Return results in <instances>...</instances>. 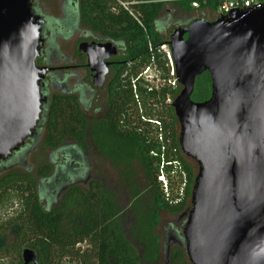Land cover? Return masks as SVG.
I'll return each mask as SVG.
<instances>
[{
    "label": "trees",
    "instance_id": "trees-1",
    "mask_svg": "<svg viewBox=\"0 0 264 264\" xmlns=\"http://www.w3.org/2000/svg\"><path fill=\"white\" fill-rule=\"evenodd\" d=\"M138 1L144 3L130 8L141 26L120 9L117 0H79L81 23L85 27L126 40L128 77L124 83H119L112 95L110 115L98 124H88L73 101L64 102L54 95L39 143V152L42 153L59 150L65 153L77 149L80 161L91 147L95 148L110 164L123 165L131 179L135 178L132 163L137 162L143 181L140 186L130 183L129 216L121 223V211L114 195L94 179L89 180L86 187L71 185L61 195L58 205L51 211L45 208L42 202L50 198L47 185L55 178L57 169L64 174L65 185L72 184L74 179L84 182L89 176L85 174L88 169L83 163L77 175L67 172L69 163H76L77 158L69 152L61 156H64V163L62 159L53 173L52 163L55 161L52 159L50 163L39 162L30 173V166L24 164L27 157L23 152L32 147H22L13 153L17 166L22 169L0 173V210L3 207L12 210L11 217L0 222V243H3L6 232L12 237L5 247L0 248L1 259L14 254L18 258L17 264H21V251L27 248L34 252L38 264H60L64 258L69 262L78 261V264H190L180 228L168 224L161 226L163 235L156 232L161 225L160 212L177 216L189 207L198 168L193 160L195 166L187 162L190 159L181 152L176 119L171 106L165 104L167 98L174 99L177 90H171L170 86L148 90L134 83L135 90L131 80L142 68L152 66L160 72V78H167V61L156 52L161 41L153 30L162 6L160 1H171L185 11H191V0ZM217 4V0H207L205 4L200 3L199 8L215 9ZM112 7L117 13L110 12ZM148 43L152 46L151 52ZM135 93L141 98L142 118L131 112L136 106ZM208 95L209 78L201 75L195 81L192 100H206ZM155 109L157 112L153 113ZM152 118L161 124L158 127L160 139L154 136L149 121ZM70 142L72 144L68 146ZM161 176L165 190L162 181L158 180ZM127 222H131L127 233L138 247L133 246L126 236ZM168 234L175 238L177 245L170 248L169 258L165 260ZM82 245L88 248L80 252ZM160 259L162 263H159Z\"/></svg>",
    "mask_w": 264,
    "mask_h": 264
},
{
    "label": "water",
    "instance_id": "water-1",
    "mask_svg": "<svg viewBox=\"0 0 264 264\" xmlns=\"http://www.w3.org/2000/svg\"><path fill=\"white\" fill-rule=\"evenodd\" d=\"M42 23L30 0H0V162L34 140L41 121L49 70L36 65ZM168 44L182 86L171 104L178 143L198 166L190 205L172 220L183 225L185 255L190 264H264V6L193 22ZM102 48L114 53L110 44ZM81 49L91 67L90 47ZM204 71L210 97L193 103L195 78ZM167 242L165 260L177 245L171 234ZM21 262L38 264L27 248Z\"/></svg>",
    "mask_w": 264,
    "mask_h": 264
},
{
    "label": "flooded vegetation",
    "instance_id": "flooded-vegetation-1",
    "mask_svg": "<svg viewBox=\"0 0 264 264\" xmlns=\"http://www.w3.org/2000/svg\"><path fill=\"white\" fill-rule=\"evenodd\" d=\"M117 1L121 2L120 0ZM126 1L128 2L123 3L128 4V10L131 12V15H128L136 20V23L141 26L140 21L136 19L133 14L134 12L132 8H130V6L143 4L144 2L138 0ZM30 2L35 13L43 20V46L41 55L36 61V65L38 67H47L49 70L46 72L41 85V94L42 96L46 97V102L42 107L41 121L39 123V127L36 129L37 134L35 135L34 140H27L25 142V145L23 146L32 147V149L23 152L27 158L30 157L32 153L41 154V157L45 154L39 152V149L35 148L37 146L35 144L37 143L36 140H39L41 138V131H43L42 126L46 122L49 104L54 95H58L63 99L64 102L73 101L77 109L80 111V116L84 118L88 124H98L110 115L112 108V95L119 83H124L128 77V66L127 69L125 68L128 56V45L126 40L123 37L115 38L110 34H100L91 30L90 28L85 27L81 23L79 0H60L56 7V10L58 12L57 16L48 15L50 8L46 7L45 3L41 2V0H30ZM160 2H162V6L154 21L153 30L158 35L159 40L161 41L160 45H165L169 53L170 46L168 43L170 42L173 34L176 31L185 30L193 22L196 21L213 22L219 19L215 15L213 17L209 16L210 12H207L202 8L185 11L178 5L173 4V2L171 1ZM168 3H172L171 6H169ZM120 9L122 11H125L121 7ZM116 11L117 10L115 8H110L111 13H117ZM54 26L61 30L60 35L59 33H57L58 38L61 42H73L72 51L70 54L57 52L54 44L51 45L50 38L53 37V29H56L54 28ZM187 37L188 34L184 33L182 35L183 41H186ZM106 44H110L113 47L114 53L112 55L108 54V48H102V46ZM83 45L89 46L92 51L94 63L91 67H89L88 65L87 54L81 49V46L83 47ZM159 46L156 47V52ZM172 68L174 70L173 63ZM144 69L145 68H142L136 74V77L134 79L130 78L132 79L131 83L133 89H135L134 83L139 84L143 88L146 87L148 90H151V87L154 86L153 84L145 81L144 77H142ZM99 75H101V79H99ZM201 75H207L209 78V98L211 93V81L209 73L207 71H204L195 78V81ZM170 88L171 90H177V95L174 97V99L182 90V86L177 82L173 87ZM153 89L155 88L153 87ZM134 100L136 102V106L131 109V112H133V114L135 113L136 115L139 114L141 117L142 105L140 102L141 98L138 93H135ZM173 100L171 101L169 98H167L165 104H169L171 106ZM190 100L193 103H202L206 101H193L192 94L190 96ZM152 112L156 113L155 110ZM172 112L175 117L173 108ZM175 119L178 127V139L179 124L176 117ZM149 121L151 124V128L154 129V136H158V127H161L160 122L155 118H152V120ZM71 144L72 142H70L68 146H70ZM91 149L97 153L95 148L91 147ZM76 150L77 149H72L71 151H69L72 157L76 156ZM69 152L67 151L65 153ZM65 153L60 152V150L48 152V160L46 163H50L51 159L55 161V164L52 163V173L56 170V165L62 163L61 156ZM55 155H57L56 158L54 157ZM85 157L86 156H84V163L86 165L87 158ZM75 162L76 163L74 171L72 168L67 167V172L72 171L75 175H77L76 173H79L80 171L78 170L81 169V162L79 158H76ZM0 166L2 167L0 172H4L7 170L10 171L14 168L17 169L18 167L17 161H15L13 156L6 161H1ZM85 168L88 169L89 167L85 166ZM34 170L35 167L31 165L30 173H33ZM57 171L58 172L56 173V176L52 181L53 184L52 182H50V184L47 185L46 190L50 194V198L42 202L43 206L45 208L47 207L50 211L56 205H58L61 195L65 191H67L71 185H80L86 187L89 183L82 182L80 179H74L75 181L72 184L65 185L63 183L64 174L59 169H57ZM88 177L90 180L94 179L98 181L95 177H93V175Z\"/></svg>",
    "mask_w": 264,
    "mask_h": 264
},
{
    "label": "rangeland",
    "instance_id": "rangeland-1",
    "mask_svg": "<svg viewBox=\"0 0 264 264\" xmlns=\"http://www.w3.org/2000/svg\"><path fill=\"white\" fill-rule=\"evenodd\" d=\"M60 0H41V2L45 3L46 7H49V13L48 15L51 16H57V5L58 2ZM172 3H168L169 6H171ZM209 16L213 17L214 13L209 14ZM53 29V37L50 38L51 40V45L54 44V47L56 49L57 52H64L66 54H70L72 51V43L73 42H69V43H63L59 40L58 38V34L60 35L61 30L58 29L56 26H54ZM153 76L152 72H148L147 76ZM155 112H157V110L155 109ZM40 141L41 138L39 139V141L35 144L37 145L35 148L39 149L40 147ZM78 158V155H76ZM86 166L89 167L87 170V173L85 172L86 175L91 176V174L93 175V177H95L99 182H101L105 187H107L110 192L114 195L115 197V202L118 206V209L121 211V214L119 216L121 223H124L127 219V217L129 216V213L127 210L130 202H131V193H130V188L131 185L130 183H134L137 184V186L141 185L142 181H143V176H142V172H141V168L138 165L137 162H133L132 163V170L135 172V178L131 179L130 177L128 178L126 175V168L122 165H112L109 162H107L106 160L102 159L95 151H93L92 149L89 150V152L86 153ZM63 159V163H64V156L61 157V160ZM48 160V152H46L44 155L41 154H35L32 153V155L28 158L25 159L24 164L27 167H31V165H33L35 167V165H37L39 162H47ZM187 160V159H186ZM81 164L84 163L83 161H80ZM187 162H189L192 166H195L194 163L192 162V160H187ZM69 168H75V163L71 162L69 163ZM17 169H22L17 167ZM1 173V172H0ZM3 173V172H2ZM89 177H85L84 182H89ZM159 180V179H158ZM165 180V179H164ZM133 185V186H134ZM162 187L165 190L164 186H165V181L164 183H162ZM142 188V186H141ZM14 209V208H13ZM12 215V210L10 209V207H3L0 210V222L5 221L6 218L11 217ZM177 216H171V215H166L162 212L159 213V221L161 225H158V227L156 228V232L160 235H163L162 233V227L164 225H168L171 224L174 228H177L180 230H182L183 225L181 223H179V225H175L173 224L172 220H174ZM131 223V222H129ZM129 223H125V229H126V236L128 238V240H130L131 244L135 247H138V245L136 243L133 242L131 236L127 233L129 231ZM163 224V225H162ZM162 226V227H161ZM5 238L3 239V243H0V248H3L6 246V244H8L12 237L10 235L9 232H6ZM2 240V239H1ZM6 243V244H5ZM88 247L87 245H82V247L80 248V252H83L84 250H86ZM18 262V258L17 256H15L14 254L6 257L4 259L0 258V264H17ZM159 263H162V259H160ZM60 264H78V261H74V262H69L68 259L64 258L60 261Z\"/></svg>",
    "mask_w": 264,
    "mask_h": 264
},
{
    "label": "built area",
    "instance_id": "built-area-1",
    "mask_svg": "<svg viewBox=\"0 0 264 264\" xmlns=\"http://www.w3.org/2000/svg\"><path fill=\"white\" fill-rule=\"evenodd\" d=\"M207 0H191L192 9H198L200 3L205 4ZM218 4L215 9L204 8L207 12L214 13L217 18L227 16L232 11H252L258 9L259 7L264 6V0H217ZM119 6L124 9L129 15L131 12L128 10V4L120 2ZM148 51H152V46L148 43ZM157 53L161 55L163 60L168 62L169 72L168 78L166 80L160 78V72L155 69V67H147L143 71L142 77H144L145 81L153 84L155 89H158L162 86H170L173 87L176 84L174 70L172 68L171 57L168 49L165 45H160L157 48ZM152 59V57H151ZM154 59H152L153 62ZM148 72H152V77L147 76ZM158 138H161V135H158ZM162 183H164L162 176L158 178Z\"/></svg>",
    "mask_w": 264,
    "mask_h": 264
}]
</instances>
